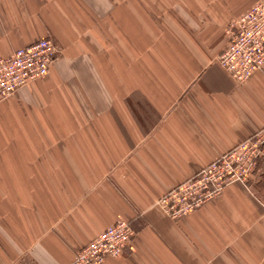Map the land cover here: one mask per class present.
Returning <instances> with one entry per match:
<instances>
[{"label": "crops", "instance_id": "crops-1", "mask_svg": "<svg viewBox=\"0 0 264 264\" xmlns=\"http://www.w3.org/2000/svg\"><path fill=\"white\" fill-rule=\"evenodd\" d=\"M258 0H0V57L51 36L50 72L0 102V264H69L119 219L106 264H264V164L192 212L160 197L264 126V66L219 63Z\"/></svg>", "mask_w": 264, "mask_h": 264}, {"label": "built area", "instance_id": "built-area-1", "mask_svg": "<svg viewBox=\"0 0 264 264\" xmlns=\"http://www.w3.org/2000/svg\"><path fill=\"white\" fill-rule=\"evenodd\" d=\"M228 43L218 61L233 78L244 81L264 66V0H258L227 27ZM61 48L51 36L0 57V102L30 82L46 76ZM264 164V126L164 194L159 203L172 217L186 215L234 182L246 186ZM136 229L119 219L75 251L69 264H106L131 248Z\"/></svg>", "mask_w": 264, "mask_h": 264}]
</instances>
